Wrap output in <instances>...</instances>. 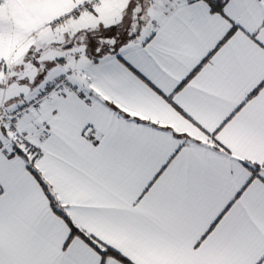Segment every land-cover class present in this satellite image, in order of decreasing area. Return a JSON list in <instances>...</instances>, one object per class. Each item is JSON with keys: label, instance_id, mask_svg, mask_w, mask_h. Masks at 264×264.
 Wrapping results in <instances>:
<instances>
[{"label": "snow or ice", "instance_id": "obj_1", "mask_svg": "<svg viewBox=\"0 0 264 264\" xmlns=\"http://www.w3.org/2000/svg\"><path fill=\"white\" fill-rule=\"evenodd\" d=\"M0 264H264V0H0Z\"/></svg>", "mask_w": 264, "mask_h": 264}]
</instances>
